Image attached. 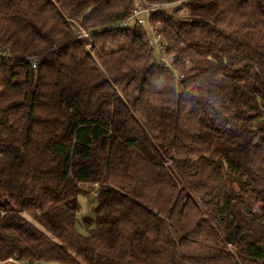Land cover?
<instances>
[{"label":"trees","instance_id":"trees-1","mask_svg":"<svg viewBox=\"0 0 264 264\" xmlns=\"http://www.w3.org/2000/svg\"><path fill=\"white\" fill-rule=\"evenodd\" d=\"M47 261L264 264V0H0V264Z\"/></svg>","mask_w":264,"mask_h":264},{"label":"rangeland","instance_id":"rangeland-1","mask_svg":"<svg viewBox=\"0 0 264 264\" xmlns=\"http://www.w3.org/2000/svg\"><path fill=\"white\" fill-rule=\"evenodd\" d=\"M134 1L138 4L139 0H134ZM135 18L141 19L142 25L145 27V29L147 30V33L150 36V29H149L148 22L146 19V13L143 10L138 11L136 16L131 17L129 19L128 24H132ZM80 188H81V191L77 196V202H78L80 209L76 216L77 221H76L75 228L79 233L86 234V230L82 226L81 222H82V219L85 217L94 218L93 207L95 206L97 199H96V196H94L91 193L92 188L91 186H89L88 183L80 184ZM42 264H55V263L47 261V262H43Z\"/></svg>","mask_w":264,"mask_h":264},{"label":"built area","instance_id":"built-area-1","mask_svg":"<svg viewBox=\"0 0 264 264\" xmlns=\"http://www.w3.org/2000/svg\"><path fill=\"white\" fill-rule=\"evenodd\" d=\"M159 6V4H155L153 7L157 8ZM149 9L151 8H145L143 11L147 14V12L149 11ZM142 23V21H140ZM123 23H118V26H122ZM149 26V25H148ZM150 29V44L153 46V48L156 51V55H157V59L159 61L160 64L164 65V66H168L173 68V62H174V58L172 55L167 54L166 52V47L163 44V36L160 32H156L154 31L151 27H149ZM176 77H182V74H180L179 72H176ZM89 186H91L92 191L91 193L96 196L97 195V189H98V183H92L89 184ZM11 260V259H9Z\"/></svg>","mask_w":264,"mask_h":264}]
</instances>
